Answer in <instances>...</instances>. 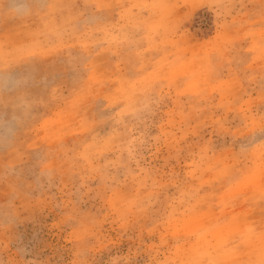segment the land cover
<instances>
[{
    "label": "rangeland",
    "instance_id": "1",
    "mask_svg": "<svg viewBox=\"0 0 264 264\" xmlns=\"http://www.w3.org/2000/svg\"><path fill=\"white\" fill-rule=\"evenodd\" d=\"M0 264H264V0H0Z\"/></svg>",
    "mask_w": 264,
    "mask_h": 264
}]
</instances>
